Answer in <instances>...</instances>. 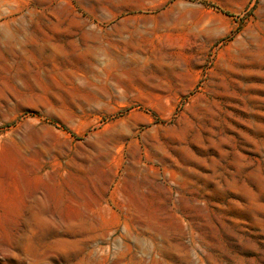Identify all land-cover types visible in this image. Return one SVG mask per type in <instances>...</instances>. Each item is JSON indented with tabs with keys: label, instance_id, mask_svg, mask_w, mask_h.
<instances>
[{
	"label": "rangeland",
	"instance_id": "rangeland-1",
	"mask_svg": "<svg viewBox=\"0 0 264 264\" xmlns=\"http://www.w3.org/2000/svg\"><path fill=\"white\" fill-rule=\"evenodd\" d=\"M0 264H264V0H0Z\"/></svg>",
	"mask_w": 264,
	"mask_h": 264
}]
</instances>
